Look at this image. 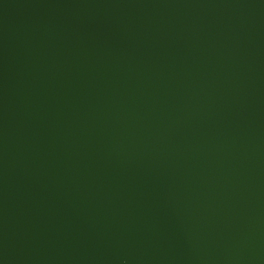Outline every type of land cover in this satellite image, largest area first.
<instances>
[{"label": "water", "instance_id": "95a60500", "mask_svg": "<svg viewBox=\"0 0 264 264\" xmlns=\"http://www.w3.org/2000/svg\"><path fill=\"white\" fill-rule=\"evenodd\" d=\"M0 264H264V0H0Z\"/></svg>", "mask_w": 264, "mask_h": 264}]
</instances>
